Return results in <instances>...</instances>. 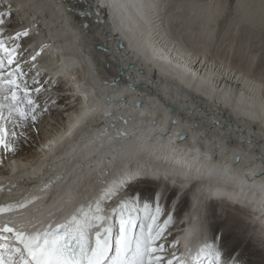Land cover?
Returning a JSON list of instances; mask_svg holds the SVG:
<instances>
[{
	"label": "bare ground",
	"instance_id": "6f19581e",
	"mask_svg": "<svg viewBox=\"0 0 264 264\" xmlns=\"http://www.w3.org/2000/svg\"><path fill=\"white\" fill-rule=\"evenodd\" d=\"M167 1L0 0V12H11L4 25L26 27L29 55L40 52L31 64L24 56L23 72L31 67L48 78L42 100L36 98L38 117L44 118L39 128L44 121L54 126L47 131L52 134L45 139L48 150L41 153L48 161H41L40 154L26 158V181L31 182L27 177L33 168L46 167L54 174L67 170L44 191L26 189L27 197H40L25 208L26 227L85 203L94 206L97 200L108 210L119 200L117 186L124 183L123 190L130 188L129 197H139L141 205L153 193H162L160 221L170 213L173 222L183 220L181 228L192 222L193 238L201 232L211 244L219 237L221 252H232L241 264H263L264 84L250 75L253 60L243 58L251 32L243 30V47L231 59L237 67L211 75L208 61L160 43L167 24L160 39L149 34L163 23L159 16ZM229 1L241 17L264 18V0ZM199 2L192 4V16H183L199 24L200 34L184 40L197 54L214 45L211 23L225 5V0ZM209 2L208 13L200 10ZM223 52L219 60L230 62L222 60ZM235 68L245 74L231 75ZM262 73L264 69L257 77ZM30 127L27 122L28 133ZM5 167L12 165L7 161ZM107 172L113 176L103 184L106 178L98 176ZM246 174L257 176L248 179ZM130 179L151 185L130 186ZM113 188L115 195H109ZM191 197L195 210L188 203Z\"/></svg>",
	"mask_w": 264,
	"mask_h": 264
},
{
	"label": "snow or ice",
	"instance_id": "6c2138e0",
	"mask_svg": "<svg viewBox=\"0 0 264 264\" xmlns=\"http://www.w3.org/2000/svg\"><path fill=\"white\" fill-rule=\"evenodd\" d=\"M6 15L11 16V12H0V151L15 153L18 138L25 136L23 129L29 120L35 123L41 105L19 62V41L29 36V30L6 36ZM38 55L40 52L31 59L34 61ZM36 83L34 79L33 84ZM41 90L34 91L38 94ZM43 110H47V103ZM17 127L22 129L19 133L14 130ZM115 191L109 195H115ZM161 195L153 193L142 205L139 197H129L112 209V214H105L97 200L87 210L83 206L75 209L64 223L55 228L49 224L43 230L34 224L10 227L15 217L5 215L27 208L40 197H24L16 203L0 205V216L4 217L0 220V264H205V260L207 264H241L232 252H221L216 244L219 237L203 245L191 262L178 258L174 252L171 259H166L167 246L157 241L165 238L173 216L169 213L160 222L164 214Z\"/></svg>",
	"mask_w": 264,
	"mask_h": 264
},
{
	"label": "rangeland",
	"instance_id": "374dc122",
	"mask_svg": "<svg viewBox=\"0 0 264 264\" xmlns=\"http://www.w3.org/2000/svg\"><path fill=\"white\" fill-rule=\"evenodd\" d=\"M160 1H164V0H160ZM167 2H169V3H167V5L164 8H163V6H164V3H163V6L161 8L162 11L160 12L161 16H159V17H162V19L159 22H163V23L161 25L153 28V30H150V33H149L150 35H152L153 37L154 36L158 37V39H160L165 34V32H164L165 29H164L163 24L164 25L167 24V27L166 26L165 27L167 29L168 34L167 35L165 34L166 35L165 38H163V40H161L160 43H162V41H163V44L164 45L167 44V46H168V43H172L173 45H177V46L181 47V49H179L177 47L176 50L181 51L183 49L184 53H188V51H189V55H195L196 54L195 55L196 57H201L203 60L208 61L209 69L207 67V70L209 73H211V75L214 74L217 76H222V75H226L228 73V71H230V69H232L231 67L236 66L235 64H234V66H232L233 60H231V59H233V58L236 59L238 57V54L240 53V49H241V47H243L242 43L244 41L243 40L244 35L242 32L246 28L247 29L249 28L248 30H250L252 36L249 39V46L247 45V48L245 50L243 58H245L246 60H251V59L253 60V65H252V70L250 72V75H252V77L257 80V84L259 86H262L264 84V73H262L260 77H257V75H259L261 73V71H263V69H264V66H262V65H264V63H263L264 62V18L262 19V17H256L253 15L241 17V15L238 14L239 8L238 7L235 8L233 6V5H235V3L233 5H231L229 0H225L224 11H222L221 14L217 17V19L215 21H213L214 24L211 23L213 25V26L211 25L213 32H212V36H211L210 41L214 45H212V47L210 45V48H208L206 50V52L200 51L197 54V52H195L190 47L188 48L184 44V40L188 35L194 36L196 34H200V31L197 28L199 26V24L196 27V24L198 22L196 24H195V21L193 23H191V18H188V21H186V19L184 17L187 16V14L189 16H192V13H193V11H191V8L193 7L192 4L195 2L200 3L199 0H197V1H193V0H168ZM212 6H213V3L211 2V5H210V2H209L207 5H205L200 10L204 9V12L208 13L207 9H211ZM263 10H264V8H263ZM259 11H260V8H259ZM259 11L256 10V12H259ZM243 15L245 16L248 14H243ZM195 19H197V18H195ZM217 39H218V41H217ZM172 44H170V48H172V46H171ZM176 50H174V51L176 52ZM221 52L224 53L222 55V60L225 59L227 61V58H228V61H230V62H226L225 64H222V62L219 60L220 58L218 56L219 54L221 55ZM193 53H195V54H193ZM246 53H247V55H246ZM213 54H215V55H213ZM231 56H234V57H231ZM261 60H262V62H261ZM258 61L260 63H258ZM228 63H230V66L228 65ZM259 64H262V65H260L262 67H260ZM257 65H258V67H257ZM236 69L237 68H235L233 71H231L229 73L231 75H233V73L235 71H237ZM254 71H255V74H254ZM235 74L236 75H244L245 73L244 72H239V73L235 72ZM51 115H53V114H51ZM57 115L59 117L61 114H57ZM40 118H42V117H40ZM42 119H44V118H42ZM39 122H38V124L30 127L31 128V129H29L30 133L26 132V129H25V136L23 139L28 144L26 149L29 153L32 152V149L34 148L32 144H35V140L38 141V140L42 139L44 136H46L49 133L47 131L49 129H52V127H54V126L50 127L49 125H46V123H48V122L44 121V122H42L43 125L40 126L42 128L41 129V128H39ZM29 135L33 136L35 139H33V137H29ZM130 180H132V179H130ZM129 184H130V186L132 184H133L132 186H136L139 184L140 185L141 184L142 185H144V184L145 185H151V183H149L145 179H134ZM128 191H129L128 193L130 194L131 193L130 188L128 189ZM142 199L143 198H140V200H142ZM184 207H185V203H184ZM235 211L238 212V210H235ZM244 223L246 224L247 222L244 221Z\"/></svg>",
	"mask_w": 264,
	"mask_h": 264
},
{
	"label": "water",
	"instance_id": "95a60500",
	"mask_svg": "<svg viewBox=\"0 0 264 264\" xmlns=\"http://www.w3.org/2000/svg\"><path fill=\"white\" fill-rule=\"evenodd\" d=\"M129 87H131L130 84H129ZM134 107L137 108V109L140 108V104L138 103V101H135V103H134ZM182 136H183V135H180L179 138H182Z\"/></svg>",
	"mask_w": 264,
	"mask_h": 264
}]
</instances>
